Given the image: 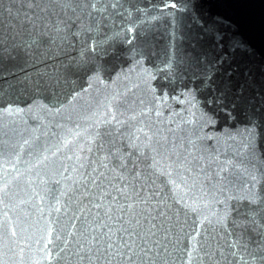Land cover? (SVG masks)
<instances>
[{
  "label": "water",
  "instance_id": "95a60500",
  "mask_svg": "<svg viewBox=\"0 0 264 264\" xmlns=\"http://www.w3.org/2000/svg\"><path fill=\"white\" fill-rule=\"evenodd\" d=\"M0 264H264V0H0Z\"/></svg>",
  "mask_w": 264,
  "mask_h": 264
}]
</instances>
